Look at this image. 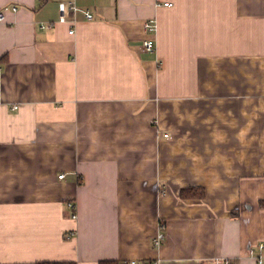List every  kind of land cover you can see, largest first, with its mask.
<instances>
[{
  "label": "crops",
  "instance_id": "obj_1",
  "mask_svg": "<svg viewBox=\"0 0 264 264\" xmlns=\"http://www.w3.org/2000/svg\"><path fill=\"white\" fill-rule=\"evenodd\" d=\"M14 5L0 264H264V0H77L66 23L60 0Z\"/></svg>",
  "mask_w": 264,
  "mask_h": 264
},
{
  "label": "built area",
  "instance_id": "obj_2",
  "mask_svg": "<svg viewBox=\"0 0 264 264\" xmlns=\"http://www.w3.org/2000/svg\"><path fill=\"white\" fill-rule=\"evenodd\" d=\"M165 6H169L167 3L165 4ZM10 10L13 13H17L19 10V6L14 5V6H10L4 10L0 11V24L4 23L6 20V12ZM78 11V5H77V0H60V23H66L67 21H71V15L75 14ZM87 19L91 20L93 18V16L89 13V12H85ZM145 30L147 33H154L155 32V24L153 21H149L145 24ZM71 35H74L75 31L72 29L69 32ZM144 50L148 53L154 54L156 52V45L155 42L153 40H147L144 42ZM165 138H168L169 135L165 134L164 135ZM60 179L64 178V175H61L59 177ZM69 206L72 208V210L74 211V205L71 203L69 204ZM72 218L76 219V213L73 212L72 213ZM166 239V233L161 230V232H159V234L155 237L154 241H153V245L155 248H160L164 241ZM261 248L262 245H260ZM251 254H253V250H251ZM258 263L259 264H263V259L262 257L258 258ZM120 264H160V262L158 260H128V261H124ZM207 264H223L222 261L220 260H212L210 262H208ZM225 264H229V263H225Z\"/></svg>",
  "mask_w": 264,
  "mask_h": 264
},
{
  "label": "trees",
  "instance_id": "obj_3",
  "mask_svg": "<svg viewBox=\"0 0 264 264\" xmlns=\"http://www.w3.org/2000/svg\"><path fill=\"white\" fill-rule=\"evenodd\" d=\"M205 196V190L202 187H185L180 191V197L182 199H202ZM261 205L264 207V201L261 202ZM41 264H76L75 262H45ZM100 264H118L115 262H102Z\"/></svg>",
  "mask_w": 264,
  "mask_h": 264
}]
</instances>
